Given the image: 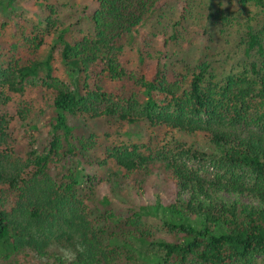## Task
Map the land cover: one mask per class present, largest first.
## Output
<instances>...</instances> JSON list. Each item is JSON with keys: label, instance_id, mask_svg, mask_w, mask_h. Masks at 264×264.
I'll use <instances>...</instances> for the list:
<instances>
[{"label": "trees", "instance_id": "1", "mask_svg": "<svg viewBox=\"0 0 264 264\" xmlns=\"http://www.w3.org/2000/svg\"><path fill=\"white\" fill-rule=\"evenodd\" d=\"M0 241V264H264V0H0Z\"/></svg>", "mask_w": 264, "mask_h": 264}, {"label": "rangeland", "instance_id": "2", "mask_svg": "<svg viewBox=\"0 0 264 264\" xmlns=\"http://www.w3.org/2000/svg\"><path fill=\"white\" fill-rule=\"evenodd\" d=\"M171 31L172 30H170V32ZM201 33H202V31H200V29H198V27L192 26L188 30V34H186V36H187V39H195L197 37V35H200ZM203 42H204V38L201 39L200 42H194L193 43L194 49H196V47H197L196 45L203 43ZM125 58L135 60L136 56L133 53L127 52ZM57 115H58V113L53 109V110H50L40 120H36V121L34 120V123L37 122L39 124L40 132L37 131V129L32 130L28 126L23 127V129H21L20 132L17 131L16 136H15L17 153L22 155V156L26 154L27 144H26L25 138L28 137L29 135L38 134L40 139H41L40 143H43L44 137L46 136V133L49 131L51 124L55 120ZM70 122L76 128V130L81 134L89 135L91 133H97L101 137H103L105 135V133L107 132V126H106L105 122L102 120H90V119H85L82 117H70ZM15 128L17 130L18 126ZM121 135L126 140L129 139V140H132L135 142H140L146 138V130H145L144 125H141V124L129 125L125 129L122 130ZM181 138L185 139V140L193 141V138L189 135H181ZM198 167L201 168L203 173L206 175H212L215 172L214 167H212L210 165H204L202 167H200V166H198ZM86 172H88V169L86 170ZM53 176L56 177L57 174L53 173ZM154 180L156 181L157 186L161 190H164V188L166 186H168L166 178L159 173H156L154 175ZM131 201H132V203H131L132 206L136 207V208H139V207L143 206L144 204H146L145 201L144 202L143 201L135 202L132 199H131ZM65 249H68V248H65ZM7 252H8V249H7L6 245L0 241V254H6ZM52 252H54V251H52ZM143 259H145L147 262L145 264H150V261L147 258L143 257ZM49 261H50V264H53L55 262V259L49 258Z\"/></svg>", "mask_w": 264, "mask_h": 264}, {"label": "clouds", "instance_id": "3", "mask_svg": "<svg viewBox=\"0 0 264 264\" xmlns=\"http://www.w3.org/2000/svg\"><path fill=\"white\" fill-rule=\"evenodd\" d=\"M60 252L66 260L67 264H71V261L75 259L76 253L72 249L61 248Z\"/></svg>", "mask_w": 264, "mask_h": 264}]
</instances>
